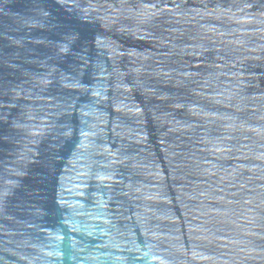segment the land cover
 I'll return each instance as SVG.
<instances>
[{
	"label": "water",
	"instance_id": "1",
	"mask_svg": "<svg viewBox=\"0 0 264 264\" xmlns=\"http://www.w3.org/2000/svg\"><path fill=\"white\" fill-rule=\"evenodd\" d=\"M0 264H264V0H0Z\"/></svg>",
	"mask_w": 264,
	"mask_h": 264
}]
</instances>
